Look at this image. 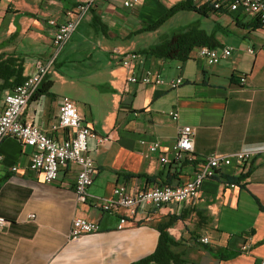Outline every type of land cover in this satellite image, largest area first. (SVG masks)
<instances>
[{"label": "crops", "instance_id": "1", "mask_svg": "<svg viewBox=\"0 0 264 264\" xmlns=\"http://www.w3.org/2000/svg\"><path fill=\"white\" fill-rule=\"evenodd\" d=\"M81 1L0 0L2 58L21 57L23 75L32 74L52 50L53 27L48 21H66ZM123 1L98 0L90 7L43 80L51 82L47 91L42 87L20 116L61 137V131L50 127L57 120L60 98L70 97L82 122L105 138L89 139L97 169L87 188L89 196L86 202L77 200L73 166L61 167L56 180L45 183L40 173L27 168L32 148L5 137L0 142V216L7 223L0 230V264H130L154 250L158 225L173 218L166 230L179 242L176 250L187 264H261L264 29L252 14L207 8L203 13L176 12L149 30L148 25L182 0H140L131 7ZM189 25L210 34L214 47L232 46L230 57L207 65L196 48L183 61L145 52ZM115 47L140 55L134 64L138 72L152 69L167 79L181 76L183 83L168 88L128 81L130 70L111 55ZM64 81L68 87L58 88ZM7 91L0 88V106ZM183 125L194 129L193 150L178 161L160 162ZM153 142L159 149L150 152L147 146ZM237 151L250 152V159L221 168L203 182L197 197L159 207L138 205L133 213L99 207L117 184L135 190L182 184L207 154ZM12 165L18 169L13 171ZM121 215L126 222L118 228ZM77 216L96 222L98 230L72 237ZM203 236L206 244L199 241Z\"/></svg>", "mask_w": 264, "mask_h": 264}, {"label": "built area", "instance_id": "2", "mask_svg": "<svg viewBox=\"0 0 264 264\" xmlns=\"http://www.w3.org/2000/svg\"><path fill=\"white\" fill-rule=\"evenodd\" d=\"M98 0H84L79 2L69 19L64 22H56L54 19L48 21L53 27L52 50L45 60H40L35 66L32 74L5 92L3 102L0 106V142L7 136L17 139L22 145L30 146L32 152L29 155L28 169L40 173L45 183L56 180L61 167L70 164L75 168L74 193L77 200L86 202L89 194L87 188L94 180L97 169L92 156V148L89 139L95 138L102 141L105 138L97 136L89 126L82 122L75 103L68 97H61L58 104L57 120L50 127L53 131H61L62 136L56 137L43 130L34 123L21 120L20 116L28 101L35 95L37 89L45 79L49 69L52 67L62 47L69 40L71 34L76 30L84 14ZM140 0H124L123 5L131 7ZM212 11H237L254 15L260 26L264 29V0H202ZM197 53L204 58L207 65L218 64L220 61L230 57L232 46L211 47L207 45L197 46ZM247 51L253 52L251 48ZM111 55L119 60V63L130 70L127 78L130 82L142 84H154L176 88L183 83V78L177 76L167 79L160 72L152 69H144L138 72L134 64L140 61V55L136 52H124L115 47L111 49ZM243 80V78L241 79ZM173 118L175 111L171 112ZM67 130L70 135L67 136ZM194 129L189 125H183L178 129L176 140L166 153L159 157L160 162L169 159L178 161L184 152L193 150ZM148 151L155 152L159 144L153 142L147 146ZM251 153L237 151L231 153H209L204 157V162L191 176L182 184L154 185L142 190L129 188L125 183L117 184L112 189V196L105 198L99 206L102 211L111 212L119 207L127 208L131 213L138 205L151 204L154 207L167 202H181L197 197L203 182L214 177L221 168L241 163L250 159ZM17 170L16 165L10 167ZM234 186V183H229ZM32 217L33 214H29ZM126 222V216H119L118 228ZM6 220L0 216V230L6 224ZM96 222L89 221L83 217H74L72 220L71 236L76 237L84 233H93L98 230ZM201 243H207L206 236L200 237ZM246 250V246L242 247ZM264 264V259L261 260Z\"/></svg>", "mask_w": 264, "mask_h": 264}, {"label": "trees", "instance_id": "3", "mask_svg": "<svg viewBox=\"0 0 264 264\" xmlns=\"http://www.w3.org/2000/svg\"><path fill=\"white\" fill-rule=\"evenodd\" d=\"M207 8L209 9L206 3L197 5L193 0L179 1L170 6L157 21L148 25L147 29H156L176 12L192 10L203 13ZM214 44V39L210 34H207L196 25H189L182 30L173 32L157 44L147 48L145 52L155 57L183 61L189 57L191 51L197 46L207 45L214 47ZM23 71L24 65L21 57L10 55L2 58L0 55V78L4 81L0 84V88L10 90L15 85L21 83L25 79ZM50 83V81L48 83H41L36 93L42 87L41 90L46 92ZM226 180L233 181L234 178L227 177ZM174 219L158 225L159 235L154 250L130 264H187V261L182 256L183 253L176 250L179 242L175 241L166 230Z\"/></svg>", "mask_w": 264, "mask_h": 264}, {"label": "rangeland", "instance_id": "4", "mask_svg": "<svg viewBox=\"0 0 264 264\" xmlns=\"http://www.w3.org/2000/svg\"><path fill=\"white\" fill-rule=\"evenodd\" d=\"M62 83H65V81L64 82H59L57 84V87L58 88H62V89H66L68 87V85L67 84H62ZM62 97H65V96H62ZM66 97H68V96H66ZM68 98H70V97H68Z\"/></svg>", "mask_w": 264, "mask_h": 264}]
</instances>
